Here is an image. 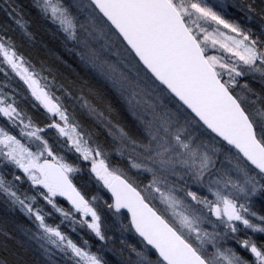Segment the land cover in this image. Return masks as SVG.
<instances>
[{
    "label": "snow or ice",
    "instance_id": "6c2138e0",
    "mask_svg": "<svg viewBox=\"0 0 264 264\" xmlns=\"http://www.w3.org/2000/svg\"><path fill=\"white\" fill-rule=\"evenodd\" d=\"M0 264H264V0H0Z\"/></svg>",
    "mask_w": 264,
    "mask_h": 264
}]
</instances>
